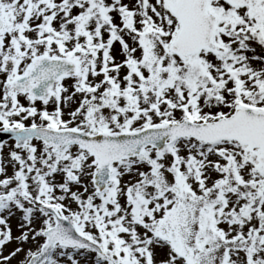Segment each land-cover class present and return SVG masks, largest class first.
<instances>
[{
  "label": "snow or ice",
  "instance_id": "obj_1",
  "mask_svg": "<svg viewBox=\"0 0 264 264\" xmlns=\"http://www.w3.org/2000/svg\"><path fill=\"white\" fill-rule=\"evenodd\" d=\"M0 264H264V0H0Z\"/></svg>",
  "mask_w": 264,
  "mask_h": 264
},
{
  "label": "rangeland",
  "instance_id": "obj_2",
  "mask_svg": "<svg viewBox=\"0 0 264 264\" xmlns=\"http://www.w3.org/2000/svg\"><path fill=\"white\" fill-rule=\"evenodd\" d=\"M12 227H13V230L15 231L16 230V221L15 220L12 221Z\"/></svg>",
  "mask_w": 264,
  "mask_h": 264
}]
</instances>
